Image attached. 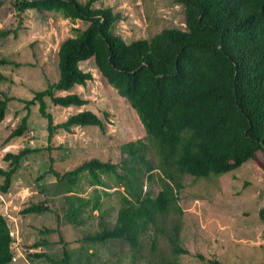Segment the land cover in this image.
Instances as JSON below:
<instances>
[{"label": "trees", "instance_id": "16d2710c", "mask_svg": "<svg viewBox=\"0 0 264 264\" xmlns=\"http://www.w3.org/2000/svg\"><path fill=\"white\" fill-rule=\"evenodd\" d=\"M5 0H0V6ZM99 0H12L19 15L27 10L59 12L66 19L87 22L85 29L62 41L57 50L58 79L23 100L26 109L37 105L46 119V140L50 150L59 131L74 127H97L103 121L92 111L83 109L54 123L48 112V99L62 108L79 109L88 104L74 89L92 80L80 64L92 61L94 68L124 98L142 124L146 139L124 143L125 158L119 163L97 157L82 159L67 170H53L54 195L63 200V217L73 226L85 223L84 211L97 212L99 230L86 234L80 242L105 244L115 250L137 249L143 239H150L147 264H180L186 254L180 246V221L165 229L169 211L182 214L177 205L181 178L190 175L205 179L231 172L264 152V0H171L184 11V28H166L147 38L126 43L115 32L123 20L120 12L99 6ZM12 31L0 29V38ZM2 66H19L0 58ZM4 77L0 75V81ZM15 100L0 93V123L7 106ZM28 112L7 137L22 136L27 130ZM156 148L158 163L146 159L148 146ZM38 148H23L5 153L7 168L0 167V193L6 194L22 160ZM264 175V165L261 166ZM156 172V173H155ZM48 173L39 177L42 180ZM113 182L109 185L103 177ZM84 179L93 188V197H83L79 183ZM144 181H157L159 190H144ZM120 193L119 207L112 226L104 223L100 213V196L95 188ZM50 211L45 199L30 204L22 214ZM264 221V208L259 211ZM161 233L173 256L158 251L157 234ZM151 237V238H150ZM12 237L0 214V264L12 262ZM62 264H71L67 244L62 238ZM37 258L45 255H34ZM94 251L89 252V257ZM88 257V258H89ZM89 259L84 264H89ZM213 264H220L213 262Z\"/></svg>", "mask_w": 264, "mask_h": 264}, {"label": "rangeland", "instance_id": "374dc122", "mask_svg": "<svg viewBox=\"0 0 264 264\" xmlns=\"http://www.w3.org/2000/svg\"><path fill=\"white\" fill-rule=\"evenodd\" d=\"M12 0L0 6V29L12 31L0 38V58L19 66L0 65V93L15 100L9 102L6 115L0 123V167L7 168L5 153H16L23 148H38L22 160L6 194L0 193V214L6 219L12 237L11 250L15 261L9 264H62L61 238L68 243L71 264H147L150 259V239L146 236L137 249L115 250L112 241L90 245L80 242L86 234L99 230L97 212L87 208L80 226L68 224L63 217V200L54 195L53 170H67L82 159L97 157L102 161L119 163L125 158L121 150L124 143L143 140L146 134L135 112L94 68L92 61L80 64L83 71L92 74L85 86L76 87L89 102L79 109L62 108L46 99L48 112L54 123L83 109L95 113L104 123V131L97 127H74L71 132L59 131L50 150L46 140V119L37 105L26 109L23 100H30L33 92L42 90L48 82L58 79L57 50L62 41L75 37L85 29L87 22L66 19L59 12L27 10L19 15L11 7ZM84 2L85 0H79ZM111 7L122 14L123 20L115 32L129 43L147 39L166 28H184V11L171 0H99L96 7ZM28 112L27 130L20 137H7L20 124ZM146 159L158 163L155 146L149 145ZM264 152L258 151L253 160L219 177L205 179L184 175L182 188L177 192L178 216L169 211L165 229L180 221V246L186 254L178 257L180 264H264V221L259 211L264 208ZM48 174L39 180V177ZM156 173V172H155ZM103 179L113 186L112 180ZM2 178H0V184ZM153 194L159 190L157 181H144ZM80 194L93 197V188L84 179L79 183ZM99 192L100 213L104 223L112 226L119 207L122 188H95ZM48 201L50 211L41 214H22L30 204ZM151 238V237H150ZM158 251L168 258L173 256L161 234H157ZM94 256L89 257V252ZM45 255L37 258L34 255ZM89 257V258H88Z\"/></svg>", "mask_w": 264, "mask_h": 264}, {"label": "built area", "instance_id": "2783aa9c", "mask_svg": "<svg viewBox=\"0 0 264 264\" xmlns=\"http://www.w3.org/2000/svg\"><path fill=\"white\" fill-rule=\"evenodd\" d=\"M143 189L146 190L145 185H144ZM12 261H15V258L14 257L12 258Z\"/></svg>", "mask_w": 264, "mask_h": 264}]
</instances>
